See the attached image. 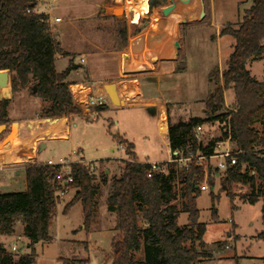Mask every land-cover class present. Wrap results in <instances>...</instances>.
I'll list each match as a JSON object with an SVG mask.
<instances>
[{"label":"rangeland","instance_id":"374dc122","mask_svg":"<svg viewBox=\"0 0 264 264\" xmlns=\"http://www.w3.org/2000/svg\"><path fill=\"white\" fill-rule=\"evenodd\" d=\"M170 1L177 2L178 0ZM199 1L195 0L192 5L194 8L192 16L185 15L180 22H173L171 37L168 38L171 51L166 54V58L169 60L177 55L175 53V47H177L179 61L166 63L160 69L147 67L148 59L151 57L154 59L151 54H149L151 56L148 55L151 52L147 51L143 54L138 51L134 54L124 52L128 49L129 43L134 41V35L148 24V20L151 21L149 24L153 29L163 26L159 8L154 10L151 19L143 17L148 13L141 10V5L145 2L140 0H106L105 4L109 8L106 9L105 16L100 15V7L97 6L99 12L95 19L92 21L74 20L72 26L70 24L72 20H67V17L92 11L94 8L90 4V0H57L55 5L64 8L63 21L59 23L64 28L63 51L89 52L88 56L92 60L98 61V66L95 69L88 70L92 75V80L111 75V73L114 74V72L119 74L116 76H121L126 71L135 70L136 73H133L135 76H139L142 97L163 99L168 102L166 104L168 126L170 122L186 121L193 115L204 114L201 108L205 107V102L215 87L216 74L219 73L221 77L227 66L234 41L230 36H221V28L229 22L238 26L245 16L246 9L253 3V0H203L201 3ZM149 6L150 0H148V9ZM38 9L39 11L44 10L39 7ZM199 10H204L208 15L204 20L202 19L203 21L199 20ZM138 12L140 15L136 23L134 14ZM183 20L187 23H183ZM212 22L217 23L218 26L210 25ZM170 26L172 27V25ZM180 29L182 32L179 31ZM129 37L130 39H128ZM78 58L76 60H79ZM129 60H131V64ZM65 61L66 59L57 61V68L61 69ZM100 62L101 64H99ZM122 62L124 67H116ZM249 68L257 80L264 81L263 61H252ZM155 73H165V77L168 79L162 81L161 90L152 84L149 85L145 78H142L144 74ZM74 76L79 79H87V69L81 67ZM104 83H114L122 87L120 80ZM9 84L11 86V82ZM3 93L5 94L1 89L0 99L7 97ZM7 98L12 101L9 107L12 120L5 124L11 125L12 122H17V119H23L22 121L30 119L29 121H33V124L39 126L45 124L46 119L49 118L39 116L49 102L33 97L29 90L17 93L11 91ZM224 100L229 106H232L234 101L232 90L225 92ZM99 109L101 110L96 118L83 113L68 116L69 127L66 138L47 140V148L38 152L36 158L31 160V162L40 163L50 159L58 161L65 157L70 160H78L81 157L96 165V182H99V175L104 170H110L109 173L106 172L107 182L98 198L95 229L87 233L83 228L84 216L81 203L64 213L65 205L75 193V188H72L66 195H61L57 203L49 226L51 241H40L33 246L36 264H62L60 258L85 257H89V264H111V261L106 263L105 258L111 252V242L117 232L113 229L115 214L107 210L106 198L112 180L119 175V167L123 164V160L131 157L119 146L115 136L133 144L135 158L139 162L164 163L169 157V140L161 134L158 119L151 113L149 107L141 105L140 102H130L122 103L121 107L112 103ZM61 124H63V120L53 119L51 127H56V129L54 133H51V136H57L63 131L64 128L61 129L63 127ZM160 125L164 131L166 129L164 114ZM59 126L61 128L58 131ZM29 128L30 130L34 129L31 123ZM18 129L19 124L16 127V133ZM225 130L224 123L216 122L215 126L208 124L202 128L203 134L200 135V138L203 142L221 140L224 138ZM6 135V132L0 135L3 144L12 139L10 138L12 133L7 137ZM11 142L14 143L13 140ZM16 143L19 141L17 140ZM3 147L0 149V161H4V155H8L6 161L15 160V165L23 162L22 159L10 155L11 145ZM31 151L33 152V149ZM74 151L80 152L81 155L79 153L73 155ZM101 160L107 161L100 162ZM216 162V159L207 161L213 170ZM176 164V168H182L180 162H176ZM213 178L215 183L213 191L216 194L215 205L218 209L216 221L211 214L210 189L204 186H208L206 175L200 186L203 191L197 199V206L200 209L199 221L206 224L203 236L205 249L211 253V257L202 261L201 264H264V239L258 237V234L264 229L263 199H259L254 204L250 203L241 198V195L247 191L245 187L221 184L220 173L214 174ZM182 188L183 185L177 180L175 204L181 210H183L185 202ZM24 190H26L25 174L11 168L0 169V193ZM187 223L188 215L181 211L178 216V224L185 226ZM15 228L16 233L12 239L6 242V246L11 249L13 243L16 244L17 255H19L26 251V239L22 234L21 221L16 223ZM88 243L89 248L86 250L85 247L88 246ZM219 243L224 246L219 247ZM31 250L32 248L29 251ZM143 257L142 251L134 253L136 260H142Z\"/></svg>","mask_w":264,"mask_h":264},{"label":"trees","instance_id":"16d2710c","mask_svg":"<svg viewBox=\"0 0 264 264\" xmlns=\"http://www.w3.org/2000/svg\"><path fill=\"white\" fill-rule=\"evenodd\" d=\"M36 5L37 0H0V71L10 72L13 93L29 90L33 97L49 102L42 109L41 118L79 115L82 109L74 101L68 80L73 66L62 71L57 69V57L65 53L47 21V13L28 12ZM147 9L148 3L144 7ZM220 35L232 37L234 45L221 77L216 74L215 87L205 102V116H191L186 121L170 122L168 126L172 150L182 149L184 156L212 154L217 139L204 143L197 135V127L216 122L226 124L230 112L225 109L224 95L227 90L233 91L231 105L236 112L229 120L230 135L233 148L239 153L236 164L228 165L223 172L218 168L209 170L207 181L215 221L218 209L213 191L214 174H221V184L245 187L243 200L253 204L259 199L264 201V81L257 80L249 68L252 61H264V0H253L239 25L225 24ZM11 102L10 98L0 99V124L12 120ZM227 135L226 130L223 136ZM115 139L119 144H126L131 157L123 160L106 199L107 210L115 214L114 228L118 233L112 239L111 252L105 262L201 264L210 258L211 253L205 249L203 241L206 224L199 221L197 206L204 168L196 159L182 168H176L175 162H166L168 174L156 172L148 177L150 163L137 161L132 143L119 136ZM60 169L61 166L43 162L31 163L25 168L26 190L0 193V234L14 233L16 223L21 221L23 234L32 248L16 258L0 243V264H36L33 246L40 241H51L49 226L60 200L56 180ZM69 169L73 177L70 187L75 188V193L65 205L64 213L80 202L83 228L89 233L95 229L98 198L107 182V173L104 170L96 182V170L82 163L74 162ZM177 180L183 185V210L175 204ZM181 211L188 215L185 226L178 224ZM258 237L264 239V229ZM218 246L224 245L219 243ZM85 248L88 250L87 245ZM140 251L144 257L136 260L134 253ZM60 261L62 264H89L90 259L60 258Z\"/></svg>","mask_w":264,"mask_h":264},{"label":"crops","instance_id":"0c3cea01","mask_svg":"<svg viewBox=\"0 0 264 264\" xmlns=\"http://www.w3.org/2000/svg\"><path fill=\"white\" fill-rule=\"evenodd\" d=\"M105 1L106 0H99V1L98 0H90V4L94 8L92 11H89L86 13H81L78 15L73 14L72 16L67 17V20H70V21L72 20L70 22L71 26L74 25V20H80V21L81 20H90V21H92L93 19H95L97 17V14L99 12V10L97 9V6L100 7V15L105 16V12H107L106 9L109 8L105 4L106 3ZM194 1L195 0H178L177 2H174V1L171 2L170 0H168L165 4L158 7L159 8V14H160V17L162 19L161 21L163 22L162 28L158 27L156 29H153L151 24H149L151 21L148 20V24L141 31H139L136 35H134V38H133L134 41L129 43L128 49L126 51L124 50V52L125 53L132 52L133 54L135 52L137 53V51H138V53H142V54H143V52H147V51L151 52V53H148V55L151 54L154 57V59H152V57H151L148 59V62H147L148 63L147 67H151V68L155 67L157 69H160L166 63L178 62L179 61L178 60L179 59V55H178L179 51H178L177 47H175L176 48L175 53L177 55H174V57H171L169 60H167V58H166V54L171 51L170 46L168 45V42L170 39H168V38L171 37L170 33L173 30V26H174L173 22L174 21L180 22L183 19L182 17H184L185 15H187V16L189 15V17H190V15L192 16V13L194 11L193 10L194 8L192 5L194 4ZM199 2L201 3V2H203V0H200ZM147 3H148V0H146V2L141 5V10H144V7L147 5ZM178 3H180V4L178 5ZM168 7H170L171 9L167 14H165L164 10L167 9ZM147 10H145V11H147ZM154 10H153V12H154ZM63 11H64V8L61 6L59 8V6H57V5H54L53 9L51 10V15H52L53 19L56 17L61 18V21L53 22L51 27H52L53 33L55 35L57 34V36H55V35L54 36L59 41L62 49L64 47L63 41H62L64 28L59 23H61L63 21V17H62ZM202 11L203 10H199V13H198L200 21H203L204 18H206L208 16V15H206L207 13H205V11H204L205 15L203 17H201ZM153 12L151 13V15L149 17H147V19H151ZM139 15H140L139 12L137 14H134L136 23L138 21ZM147 15H145L143 17L145 18ZM183 21H184L183 23H187V22H185V20H183ZM186 21H189V20H186ZM170 25H172V27ZM210 25H214L215 27L218 26V24L215 22L210 23ZM181 29L179 30L180 32H182ZM180 34H182V33H180ZM128 39H130V37ZM68 51L64 52L65 53L64 55L63 54L58 55L57 61L65 60V59H66V61L63 62L61 69H58V68L57 69L59 71H62L69 66H73V69L70 72V75L68 76V80L70 82L91 80V81L95 82L96 84H101V83H104L107 81L120 80L122 82L121 86L123 85L124 87L129 89L130 95L132 98V102H140L141 105L149 107L151 113L157 117L158 124H159V118L162 119L163 114H164V116H167V111H166V104L168 103L167 101H165L163 99L158 100V99H154V98H144L141 96V88L139 86L140 82L138 79L139 76L137 77L134 75V73H136V72H134L135 70H129L126 72H125V70H123L125 72V74L121 75V76H116L119 74H116L117 72H114V74L111 73V75H107V76L100 77V78L97 77V78H95V80H92L93 79L92 75L89 73L88 70L90 68L95 69L96 66H98V61L92 60L88 56L89 52L88 53L87 52L78 53L77 51H70V52H68ZM151 55H149V56H151ZM77 57H79L78 58L79 60L82 57H85L87 60L86 63L80 64L79 60H76ZM57 61H56V63H57ZM100 61H101V59H100ZM259 61H263V60H259ZM254 62H257V61H254ZM129 63L131 64V60H129ZM99 64H101V62ZM119 64L120 65L117 64L116 67H124V65H122L123 62L119 63ZM81 67H84L87 69V74H88L87 79H81V78L79 79V78L74 76L79 72V69ZM119 70H120V68H119ZM136 71L139 72L140 70L139 71L136 70ZM250 71H251V69H250ZM142 78H145L146 82L149 83V85L152 84V86L153 85L156 86L159 90H161L162 81L168 80L165 77V73H155V74H147V75L144 74L142 76ZM220 81L222 82V78L220 79ZM6 88L9 90V94H8V96H9L11 91H12L10 84H8V86ZM116 88H117V93H118L120 91L121 87H120V85L119 86L116 85ZM97 91L103 92V90L99 87L97 88ZM0 93H1V89H0ZM148 102L151 104H147ZM122 103H125V101L122 100L118 94V104L122 105ZM201 110L203 111L204 114L193 115V116L204 117L205 116V107H202ZM59 119L63 120V124H61L63 127L61 128L59 126L58 131L60 128L61 129L64 128V129L57 136H53V135L51 136V133H54V130L56 129V127H53V128L51 127L52 123H53V119L46 120L45 124L39 125V126L33 124V121H29L30 119H27L28 121H22L23 119H17L18 120L17 122L19 124L17 137L11 139V140H13L14 143H12L9 140L7 143L3 144L2 140H0V149L4 148L3 146L8 147L11 145L12 152L10 153V155L15 156L18 159H22L23 162H20L16 165L13 164L11 166H2V168H0V169L11 168L13 170H16L19 173L25 174L26 166L31 164V163H36V162H31V160L36 158V155L38 152H41L42 150L47 148V140L66 138V135L68 132V127H69V125H68L69 120L66 116L61 117ZM30 123L34 127L33 130H30V128H29ZM160 124H161V120H160ZM212 126H215V123H213ZM159 127H160V130L162 131L161 125ZM164 131H162V132H164ZM5 132L7 134L6 137L12 133L11 125L7 124V129ZM201 134H203V133H201ZM17 140L19 141V143H16ZM200 140L203 141L201 138H200ZM219 140L220 139H217V141H219ZM204 143H206V142H204ZM34 144H35V146H34ZM32 149H33V152L31 151ZM169 151H170V147H169ZM169 154H170V152H169ZM7 157H9V156L4 155V159H3L4 161H0V163L6 162V160H8ZM106 172L109 173L110 170H106ZM204 186L207 187L208 189H210L209 185L208 186L204 185ZM202 191H203V189H202ZM79 204H80V202L76 203L75 205L72 206V208L76 205H79ZM106 207H107V205H106ZM23 229H24V226L22 224V234H23ZM113 229H114V231H116L118 233V231L114 227H113ZM15 233H16V228H15L14 233H12L10 235L0 234V243L3 245V247H5L9 252L14 254V256L17 258L19 255H21V253H19V255H17L18 247L16 246V244L13 243L11 249L6 246V242L9 239H12V237H14ZM23 236H24V234H23ZM25 239H26V251H25V253H29L30 252L29 251L30 250L29 240L26 237H25ZM13 247H15V249H13ZM88 248H89V243H88ZM25 253H23V254H25Z\"/></svg>","mask_w":264,"mask_h":264},{"label":"built area","instance_id":"2783aa9c","mask_svg":"<svg viewBox=\"0 0 264 264\" xmlns=\"http://www.w3.org/2000/svg\"><path fill=\"white\" fill-rule=\"evenodd\" d=\"M56 1L57 0H37V5L35 9L33 10L28 9V12L33 11V12L47 13L48 15L47 21L52 26L53 22L61 21L60 17H56L53 19L51 15V10L53 9ZM38 7L44 8V10L39 11ZM86 61L87 60L85 57H82L79 60L80 64H85ZM9 83H10V78L8 80V84ZM105 85L106 84L104 83L96 84L95 82L91 80L71 82L70 84L71 93L73 95L75 103L81 107L83 114L88 115V116H93V118H96L100 111L99 108H103V107H106L107 105L112 104L106 92ZM98 87L101 88L103 92L97 91ZM118 94L120 98L125 101V103L128 104L132 102L129 89L124 87L123 85L120 91L118 92ZM225 109L230 112L227 118V123L225 124L228 135L224 137L223 139L216 141L215 151L212 154H198V155L184 156V152L182 149L172 150L170 148L169 158L166 162L167 163L168 162L169 163L180 162L181 165H186L190 160L196 159L198 161V164L204 168L206 178H208L209 170L210 168H212V166H210V164H208L207 161L216 159L217 162H216L215 168H218L220 170H225V168L228 165L231 166V165L236 164L237 162L236 155L239 152L234 150L233 145L231 143L230 123H229L231 114L233 112H236V109L233 106H229L226 102H225ZM164 118H165L166 130L164 132L161 131V134L163 135L164 138H168V121L166 119V116H164ZM160 120L161 118H159V126H160ZM202 128L203 127L201 126L197 127V135L199 137L202 133ZM119 146L126 152L127 146H124V144H120ZM78 153L81 155L80 152H75V151L73 152V155H78ZM128 159H124V160H128ZM74 162L82 163L89 169L96 170V165L94 163L86 161L81 157L78 160H70L69 158L65 157V158H60L58 161H54L50 159L46 162H43L49 166H61V169L58 171L56 175V180L59 184L58 186L59 196L66 195L67 193L71 191L70 183L73 181V177L70 173L69 165ZM166 162L165 163H150L151 167L147 173L148 177H151L156 172L168 174L169 169H168ZM15 163H16L15 160H9L6 162H2L0 164V168H2V166H11ZM252 173H255V171H252ZM199 186H201V184ZM13 249H15V247H13Z\"/></svg>","mask_w":264,"mask_h":264},{"label":"water","instance_id":"95a60500","mask_svg":"<svg viewBox=\"0 0 264 264\" xmlns=\"http://www.w3.org/2000/svg\"><path fill=\"white\" fill-rule=\"evenodd\" d=\"M170 7H168L167 9L164 10V13L167 14L170 11ZM204 16V10L201 13V17ZM10 78V72L7 70L4 71H0V89L5 88L8 86V80ZM105 89L106 92L111 100V102L117 106V107H121L122 105H118V93H117V88H116V84L111 83V84H106L105 85ZM35 90V87H34ZM46 120H50V118H47ZM18 124V122H12L11 123V127H12V132L14 131V126ZM7 129V124L2 123L0 124V135L2 133H4ZM222 188L224 189V186H222ZM263 213H264V205H263Z\"/></svg>","mask_w":264,"mask_h":264},{"label":"flooded vegetation","instance_id":"af4514ba","mask_svg":"<svg viewBox=\"0 0 264 264\" xmlns=\"http://www.w3.org/2000/svg\"><path fill=\"white\" fill-rule=\"evenodd\" d=\"M167 1L168 0H150L149 9L146 11V13H148V15L145 18L149 17L155 8L162 6ZM204 15H205V13H204Z\"/></svg>","mask_w":264,"mask_h":264},{"label":"bare ground","instance_id":"6f19581e","mask_svg":"<svg viewBox=\"0 0 264 264\" xmlns=\"http://www.w3.org/2000/svg\"><path fill=\"white\" fill-rule=\"evenodd\" d=\"M140 1H144L146 2V0H140ZM8 89L5 87V88H2V91L5 92V94L3 93L4 96H8L9 92L7 91ZM119 105V104H118ZM18 124H16L14 126V131L12 132V135L10 136V138H16L17 137V133H16V127H17ZM9 138V139H10ZM11 141V140H10Z\"/></svg>","mask_w":264,"mask_h":264}]
</instances>
